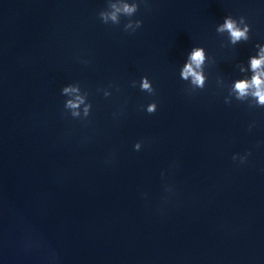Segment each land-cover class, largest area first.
Segmentation results:
<instances>
[{"label":"clouds","instance_id":"obj_1","mask_svg":"<svg viewBox=\"0 0 264 264\" xmlns=\"http://www.w3.org/2000/svg\"><path fill=\"white\" fill-rule=\"evenodd\" d=\"M114 7V6H113ZM119 9H117L118 11ZM138 11V4H134L132 6L124 5V12L131 14L132 12ZM100 19L107 24L108 17L103 13L99 12ZM111 19L113 21H116V15L113 13L111 16ZM132 23L135 24V28L132 29V31H135V29L141 27L142 21L141 20H135L129 21L128 24L125 25V30H129L132 26ZM240 24L243 25L241 28L237 25L236 21L231 18V16H227L224 20L223 25L217 29L219 32L227 31L230 36V41L232 44H236L237 42L244 40L247 41L249 39V32H250V26L245 23V18L242 16L240 17ZM256 47L260 48V55L259 58L257 57H251L250 58V67L253 71L254 75L252 76L251 80H239L235 83V90L238 92L237 99L242 100L249 94L252 95L256 100L257 104L259 106H264V45H257ZM204 60V51L203 48L197 47L194 48L190 54V64L185 65V69L182 73V76L184 79H187L189 75H192L194 77V82L198 84L201 88H203V78L200 75H197L192 68V65H196L197 67L202 64ZM243 71V69H241ZM142 89H149L150 85L148 83L147 77H142V83H141ZM70 91H77V89L74 88H63V93H67ZM105 96L110 95L109 92H104ZM77 101L82 103L83 99L81 97H77ZM226 103H229L230 101L226 100ZM65 107L76 109L78 108V103H74L73 101H68ZM92 107L91 104L87 105L84 109V115L87 117L89 113V108ZM157 110V105L155 103H152L148 107V113H154ZM72 117H78L79 112L73 111L71 113ZM141 143L137 142L134 145L135 150H140ZM233 159H236L234 156ZM241 161L243 162L246 157H240Z\"/></svg>","mask_w":264,"mask_h":264}]
</instances>
